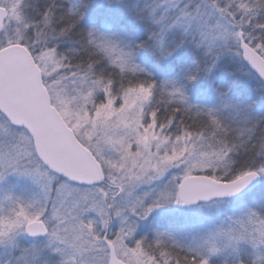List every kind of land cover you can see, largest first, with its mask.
Returning <instances> with one entry per match:
<instances>
[{"label":"snow or ice","instance_id":"1","mask_svg":"<svg viewBox=\"0 0 264 264\" xmlns=\"http://www.w3.org/2000/svg\"><path fill=\"white\" fill-rule=\"evenodd\" d=\"M10 174L0 264H264V0H0Z\"/></svg>","mask_w":264,"mask_h":264},{"label":"rangeland","instance_id":"2","mask_svg":"<svg viewBox=\"0 0 264 264\" xmlns=\"http://www.w3.org/2000/svg\"><path fill=\"white\" fill-rule=\"evenodd\" d=\"M95 14V7L89 9L88 15L89 18H92V16ZM262 185V183L256 188V190L259 189V187ZM36 186L32 183L30 178L18 176L15 174H10L7 177H5L4 181H0V197H2L5 193V191H11L12 194L18 195V196H24L28 197L31 196L36 191ZM255 190V189H254ZM252 192V191H251ZM258 193V192H257ZM253 196H250V198L245 200L251 201ZM196 215V213L193 212H181L175 209H163V210H157L154 213L155 219L152 220L151 227L153 230L156 228H159L161 231H164L167 227H170L173 222H176V220H179L181 224H186L190 221V219ZM160 219H165L169 226L165 227V225L157 224L155 225V222H158ZM174 224V223H173ZM145 230V226H142L138 231L143 232ZM8 259V254L3 250L0 249V260Z\"/></svg>","mask_w":264,"mask_h":264},{"label":"trees","instance_id":"3","mask_svg":"<svg viewBox=\"0 0 264 264\" xmlns=\"http://www.w3.org/2000/svg\"><path fill=\"white\" fill-rule=\"evenodd\" d=\"M91 18H89V15H88V17H86V21L85 22H87L88 20H90ZM250 87H255V82H253L252 83V85H250ZM193 102H199V100L197 99V98H194V100H193ZM258 192V193H257ZM262 193H264V182H262V185L259 187V189L258 190H253L252 192H250V193H248L247 195H245L244 197L246 198V199H248V198H250V196H257V197H259ZM156 223L158 224H161V225H165V227H167V226H169L168 224H166V223H168L165 219H160V220H158V222H155V225H156ZM174 223V224H173ZM173 223H171L172 225L170 226V227H172V226H178V225H182L180 222H179V220H176V222H173ZM157 226V225H156Z\"/></svg>","mask_w":264,"mask_h":264},{"label":"water","instance_id":"4","mask_svg":"<svg viewBox=\"0 0 264 264\" xmlns=\"http://www.w3.org/2000/svg\"><path fill=\"white\" fill-rule=\"evenodd\" d=\"M254 188H256V187H254ZM254 188H252V190H253ZM252 190H251V191H252ZM248 193H249V192H248Z\"/></svg>","mask_w":264,"mask_h":264}]
</instances>
